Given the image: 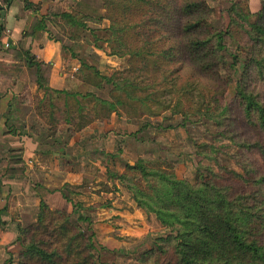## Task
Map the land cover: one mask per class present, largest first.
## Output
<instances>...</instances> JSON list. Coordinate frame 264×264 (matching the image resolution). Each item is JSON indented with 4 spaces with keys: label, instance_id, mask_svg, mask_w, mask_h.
<instances>
[{
    "label": "trees",
    "instance_id": "trees-1",
    "mask_svg": "<svg viewBox=\"0 0 264 264\" xmlns=\"http://www.w3.org/2000/svg\"><path fill=\"white\" fill-rule=\"evenodd\" d=\"M102 1L105 8L102 18L110 22L103 32L111 54L128 57L133 71L140 65L147 73L165 68L167 78L180 83V89L188 90L189 85L201 82L214 93L225 92L232 84V79H224L221 74L226 64V39L250 44V57L243 65L236 93L222 105L227 110L225 116L230 114L223 121L230 132L225 139L244 151L249 176L234 170L208 169L210 178L203 174L191 183L181 179L169 161L164 160L162 166H150L143 158L126 163L122 172L108 171L139 209L154 214L170 231L155 238L153 246L137 258V263L264 264V7L252 12L247 1L237 0L229 10L231 19L226 29L218 30L210 21L214 8L208 0ZM59 16L63 21L60 26L71 39H76L81 29L91 30L99 39L96 33L102 31L86 25L88 21L99 22L97 16L73 9L64 10ZM43 22L44 25H35L31 31H48L47 23ZM240 32L243 39L237 37ZM29 62L37 67V84L46 93L40 99L38 111L49 117L50 127L55 125L56 111H63L62 100L67 121L76 113L85 118L88 108L82 102L93 101V107L89 108L93 119L80 121L79 131L94 120L109 118L119 107L138 105L142 109L152 97L150 85L103 74L84 61L79 73L87 70L89 85L100 88L111 85L108 98L92 91L84 94L69 88H46L49 66L30 56ZM45 108L48 110L43 113ZM114 185L118 188L116 182ZM104 186L111 190L109 185ZM105 204L90 207L96 209ZM74 207L72 211L52 209L42 201L36 220L19 226L22 250L15 264H105L92 235L81 225V221L90 224L89 217L79 210L82 204L76 203Z\"/></svg>",
    "mask_w": 264,
    "mask_h": 264
},
{
    "label": "rangeland",
    "instance_id": "rangeland-1",
    "mask_svg": "<svg viewBox=\"0 0 264 264\" xmlns=\"http://www.w3.org/2000/svg\"><path fill=\"white\" fill-rule=\"evenodd\" d=\"M235 1L237 0H208L214 8L210 21L218 30L226 29L231 19L229 10ZM242 1L248 2V0ZM260 3V8L264 7V0H260ZM69 4H71L70 8L67 7ZM67 9L100 18L99 22L88 21L86 24L88 28L102 31L96 33L99 39L96 40V35L89 29L79 30L77 38L71 39L68 31L60 26L63 25V21L59 15ZM104 14L105 8L102 0H69L68 4H64L62 10L53 14V17H49L46 23L49 26L47 30L50 35L60 39L63 46L68 48L71 54L78 56L74 57L76 68L75 70L73 67L70 68L71 72L68 74L70 79H66L65 82L66 89L69 88L84 94L92 91L101 97L108 98L111 85L104 84L103 88L89 85L87 77H85L87 70L79 73L81 61L96 66L103 74L115 75L120 79L127 77L141 85H150L149 92L152 93V97L151 100L146 101V106H143L142 109L138 105L119 107L118 111L109 115V118L103 119V121L110 120L114 115L121 120L120 128L114 129L112 136L114 139L107 141L111 143L107 149L110 148L111 150L108 152L105 150L106 154L101 155L104 163H108L107 167L105 166L106 170L121 172L128 162L123 153L128 150L130 154L134 152L137 158L145 159L150 166H162L161 163H164V160L169 161L178 176L191 183H195L196 178L202 177L203 174L210 178L211 174L207 173L208 169H211L212 172H221L222 169L234 170L249 176V166L244 159V151L239 150L236 143L225 139L230 135V132L228 126L223 125V121L230 114L225 116L227 110L222 105L226 103L227 98L230 99L236 93L237 82L241 77L243 65L250 57V44H245V41L239 43L233 38L226 39V48L224 49L226 64L222 68L221 74L224 79H232V84L225 92L217 90L214 93V90H209L201 82L189 85L188 90L187 88L180 89V83L167 78L165 68L147 73L140 65L133 71L128 62V57L119 58L111 54L105 38L106 34L103 32L104 29L109 28L110 22L102 18ZM243 36L242 32L237 34L240 39H243ZM72 71H74L75 77L72 76ZM183 93L186 95L184 96ZM44 96V94L39 95L37 93L25 97L28 106L33 105L31 107L33 112H29L27 119L28 130L33 136L35 134L39 136L44 131L51 133L58 129L62 131V127H66V124L72 129L69 132H75L80 121L86 122L93 119V114L89 112V108L93 107V101L90 99L84 101L80 95L79 99L81 102L84 101L82 104L88 108L85 118L81 119L76 113L72 115L71 120L67 121L65 118L68 114L64 110L65 101L62 100L60 107L63 111L61 113L56 111L55 125L50 127L47 123L49 117L45 118L38 111L40 99ZM218 98L221 99L217 101ZM16 100L15 102L18 103V99ZM27 109L23 110V108L18 107L16 115L20 113L24 117V113L28 112ZM46 110L48 109L45 108L42 112L45 113ZM152 112L157 114H152ZM101 115H103L102 112ZM44 126L47 128L45 129ZM18 127H22V125L19 124ZM229 127H233V125H229ZM94 153L99 155V150ZM3 163V157L0 156V199L3 196L4 188L8 185V176L21 174L10 168L5 171L4 166H2ZM94 176L95 174L91 179L86 176L83 184L87 186L89 182H92L96 188ZM108 179L110 180L109 177ZM114 188L118 189L115 185ZM73 193L74 191L68 190L70 198L74 197ZM121 195L127 200L129 199L126 191L121 192ZM91 200H94V196L89 199L86 197L85 201L79 202L82 204L80 211L84 215H88L90 220V224L88 221H81V225L92 235L95 246L105 264H138L137 258L146 249L153 246L154 239L170 232L169 229L164 228L154 214L144 212L143 218L127 219L118 225L115 224L116 221L109 222L108 226L104 225L103 227L105 231L108 229L110 234L107 233L109 235L102 237V233L95 231L93 226L94 209L90 207L91 205H84V203H91ZM97 201L94 204L98 203ZM102 201H105V198ZM31 207L27 211L28 214H25L24 222L22 221L19 226L36 220L38 212L35 210L36 208ZM2 217L0 212V226L3 224ZM104 219L100 215L97 217V223L107 222ZM19 226L17 232H19Z\"/></svg>",
    "mask_w": 264,
    "mask_h": 264
},
{
    "label": "crops",
    "instance_id": "crops-1",
    "mask_svg": "<svg viewBox=\"0 0 264 264\" xmlns=\"http://www.w3.org/2000/svg\"><path fill=\"white\" fill-rule=\"evenodd\" d=\"M68 2L9 0L6 6H0V27L4 28L0 30V156L3 157L5 171L10 168L21 173L8 176V185L0 199V208L3 210L0 264H15L22 250L18 241V226L24 222L29 207L38 211L42 201L52 209L67 208L71 211L76 203L85 201L86 197L89 199L94 196V200L84 203L85 206L94 204L96 200L106 203L93 211L94 229L102 233V237L110 234L108 229L104 230V225L108 226L113 221H116V225L122 224L127 219L143 218L145 214L122 185L112 180L109 170H106L108 163L105 164L101 157L106 154L105 150H111L107 149V146H111L107 141L114 139V129L120 128L121 120L117 116L113 115L110 120H94L75 132H69L72 129L68 124L67 128L62 127V131H44L39 136L31 135L28 130L27 119L33 105L28 106L25 97L46 94L37 84L38 69L27 63L28 57L49 66L46 88L66 89L70 68H76L74 57L78 56L71 54L60 39L53 38L46 30L31 31L35 25H44L43 20L47 22ZM248 3L252 12H257L261 5L260 0H248ZM67 7L70 8L71 4ZM18 107L23 110L28 108L24 117L20 113L16 115ZM19 124L22 127H18ZM97 149L99 155L94 153ZM123 156L127 158V163H134L138 159L134 152L130 154L128 150ZM94 174L96 188L92 182L84 185L86 176L91 179ZM114 182L118 186L117 190ZM104 184L109 185L111 190L105 188ZM68 190L74 191L73 198L69 197ZM123 191L129 195L128 200L121 195ZM104 198L105 201L101 202ZM100 215L107 222L97 223Z\"/></svg>",
    "mask_w": 264,
    "mask_h": 264
},
{
    "label": "built area",
    "instance_id": "built-area-1",
    "mask_svg": "<svg viewBox=\"0 0 264 264\" xmlns=\"http://www.w3.org/2000/svg\"><path fill=\"white\" fill-rule=\"evenodd\" d=\"M9 0H0V6H6Z\"/></svg>",
    "mask_w": 264,
    "mask_h": 264
}]
</instances>
